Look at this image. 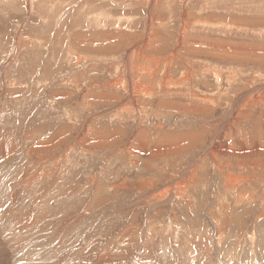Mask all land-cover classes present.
I'll return each instance as SVG.
<instances>
[{"label": "rangeland", "instance_id": "1", "mask_svg": "<svg viewBox=\"0 0 264 264\" xmlns=\"http://www.w3.org/2000/svg\"><path fill=\"white\" fill-rule=\"evenodd\" d=\"M0 139L11 255L264 261V0H0Z\"/></svg>", "mask_w": 264, "mask_h": 264}, {"label": "bare ground", "instance_id": "2", "mask_svg": "<svg viewBox=\"0 0 264 264\" xmlns=\"http://www.w3.org/2000/svg\"><path fill=\"white\" fill-rule=\"evenodd\" d=\"M1 140V139H0ZM27 184H25V186H23L21 188V192L22 193H27L30 188L32 187V184L35 182L34 180H31L30 182L29 181H26ZM29 182V183H28ZM7 184V183H6ZM18 185V184H17ZM9 186V185H8ZM12 187V186H11ZM14 188V187H13ZM16 188V187H15ZM14 191V192H13ZM9 190L7 188V185H5V183H2L0 182V264H34V262H39L41 260V257H38L40 253L39 251L37 252V250L34 249V247L32 248V252L30 253V251L28 250H31V249H28V248H31L29 247L28 243V247L27 249L28 250H24L22 249L21 252H17L14 251V253H12V255L9 253L10 250H12L13 248H15L14 246H10V241L14 240V243H16L19 239H22L24 236H22V230L19 228V224L22 223V219H19L18 221L16 220H13V218L15 217V213L17 212V210L21 209L20 207H16L14 206L13 204V195L16 194V191L15 190ZM19 198V197H18ZM44 201H45V198L44 197H41V198H38L37 201L34 203V202H31L29 205L30 208H32V210L34 209L35 211H38L40 213H42V210H44ZM4 206H7L4 208ZM14 207V208H12ZM9 209V210H8ZM7 210V211H6ZM13 210V211H12ZM31 210V209H30ZM12 211V212H11ZM21 211V210H20ZM33 218V216H32ZM47 218V217H46ZM45 218V219H46ZM24 222V221H23ZM16 223V226L14 227ZM26 224V223H25ZM24 224V225H25ZM19 225V226H18ZM11 227V229L9 230L8 227ZM35 229V228H34ZM9 232V233H8ZM45 232V231H44ZM7 233V234H6ZM13 233V234H12ZM21 234V235H20ZM12 236V237H11ZM20 236V237H19ZM31 237V236H30ZM219 238V237H218ZM259 239V238H258ZM249 240H253L252 243L247 246L246 248H243L237 246V247H234V250L236 249V251L231 252V251H228L226 252L225 250V253L223 255V263L222 264H231L230 261L232 260V257L235 256L236 257V264H264V261L262 260L261 262V257L258 256V252H259V248L260 246H258V243L256 246H255V242L254 240H256V235H255V231L252 232V234L250 235L249 237ZM220 241V239H219ZM30 243V242H29ZM221 245V244H220ZM25 246V245H24ZM34 246V245H33ZM245 246V245H244ZM225 247V246H224ZM252 248V249H251ZM219 249H222V247H220L218 245V250ZM224 249V248H223ZM170 250V249H169ZM20 251V250H19ZM28 251V253L26 252ZM244 251H246L248 253V255H246V258L244 257ZM19 253V254H18ZM22 254H25V258L26 260H22ZM35 254V255H34ZM237 254V255H236ZM230 255L232 257H230ZM168 256V255H167ZM204 257V256H203ZM36 258H38V260H36ZM40 258V259H39ZM199 258V257H198ZM197 258V259H198ZM202 258V257H201ZM43 260L47 259V258H42ZM52 259V258H51ZM196 259V260H197ZM34 260V261H33ZM167 260V259H166ZM192 260V261H191ZM201 260V259H200ZM199 260V261H200ZM42 261V260H41ZM233 261V260H232ZM189 262L192 264L193 262V259H189ZM204 260H202L200 262V264H204L203 263ZM43 263V262H42ZM166 263V262H165ZM169 264V261L168 263ZM221 264V263H219ZM233 264V262H232Z\"/></svg>", "mask_w": 264, "mask_h": 264}]
</instances>
